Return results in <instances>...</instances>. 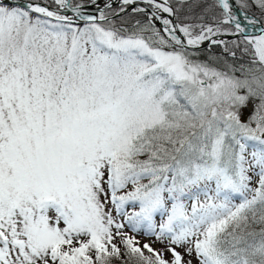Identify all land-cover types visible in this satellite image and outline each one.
Returning <instances> with one entry per match:
<instances>
[{"label":"snow or ice","instance_id":"obj_1","mask_svg":"<svg viewBox=\"0 0 264 264\" xmlns=\"http://www.w3.org/2000/svg\"><path fill=\"white\" fill-rule=\"evenodd\" d=\"M113 3L0 0V264H264V0Z\"/></svg>","mask_w":264,"mask_h":264},{"label":"rangeland","instance_id":"obj_2","mask_svg":"<svg viewBox=\"0 0 264 264\" xmlns=\"http://www.w3.org/2000/svg\"><path fill=\"white\" fill-rule=\"evenodd\" d=\"M129 210L131 209L129 208ZM157 219L159 220V218ZM124 231L127 232L129 235L135 236L136 239L139 241L141 247L147 243L150 244L156 250L163 251L165 249L166 242H161L160 240H157L155 236H150L146 234L145 230H141L140 233H137L133 229H131L130 226H126Z\"/></svg>","mask_w":264,"mask_h":264},{"label":"trees","instance_id":"obj_3","mask_svg":"<svg viewBox=\"0 0 264 264\" xmlns=\"http://www.w3.org/2000/svg\"><path fill=\"white\" fill-rule=\"evenodd\" d=\"M113 8H115V7H113ZM257 15H258V13H257ZM127 18L130 20H135V19H141L142 17L138 16V15H136V16L130 15ZM198 51H199V58L201 60H206L209 56L219 54L222 51V49H221V47L213 46L210 50L209 49H202V50H198ZM117 243L120 244V241L117 240ZM120 246L123 249V245H120ZM145 255H148L147 250H145ZM126 260H127L126 256L122 257L120 259H113L112 264H124V261H126Z\"/></svg>","mask_w":264,"mask_h":264},{"label":"water","instance_id":"obj_4","mask_svg":"<svg viewBox=\"0 0 264 264\" xmlns=\"http://www.w3.org/2000/svg\"><path fill=\"white\" fill-rule=\"evenodd\" d=\"M101 6H102V2H101ZM118 6V0H117V3H113V7H116ZM133 6H129V13H131V8ZM90 10H94V9H90ZM71 14V13H69ZM157 26L159 27L160 26V22H157ZM224 39H231L230 37H224ZM202 49H208V45L207 43H205L199 50H202Z\"/></svg>","mask_w":264,"mask_h":264}]
</instances>
